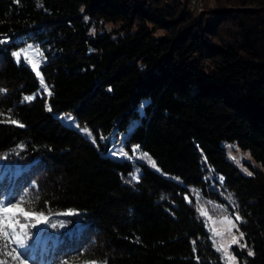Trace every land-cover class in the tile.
I'll return each mask as SVG.
<instances>
[{"label": "trees", "instance_id": "16d2710c", "mask_svg": "<svg viewBox=\"0 0 264 264\" xmlns=\"http://www.w3.org/2000/svg\"><path fill=\"white\" fill-rule=\"evenodd\" d=\"M216 4L196 15L186 0H0V201L81 218L48 250L58 264H228L203 199L241 217L238 264H264V0ZM27 41L47 56L41 75L13 56ZM112 128H130L127 148L155 165L111 155L100 134ZM228 144L257 164L243 170ZM36 234L0 262L48 260Z\"/></svg>", "mask_w": 264, "mask_h": 264}, {"label": "rangeland", "instance_id": "374dc122", "mask_svg": "<svg viewBox=\"0 0 264 264\" xmlns=\"http://www.w3.org/2000/svg\"><path fill=\"white\" fill-rule=\"evenodd\" d=\"M168 1L172 3L174 2V0H168ZM186 1L190 12H193L196 15L202 12L203 13L212 12L217 7L216 0H186ZM212 15H213L212 13L209 14L210 17ZM118 26L119 24H114L110 22L104 23V27L108 29ZM159 32H163V31L159 30ZM29 45H31L33 49H38L39 52L42 53V56L38 55L37 52L30 50L28 48ZM21 49L29 50V56L31 57L32 61L37 62L38 64L37 69H34V71L36 73L39 72V75H41L40 66L47 59V56L42 46L39 43L27 41L14 52L19 51ZM22 59L29 62L27 59L23 57V55L21 56V59L19 61H21ZM29 64L32 67V63L29 62ZM45 90L48 91L47 87ZM35 95L36 92L30 94V96H35ZM62 118L68 123H72L73 125L79 127L84 134L88 135L92 140L96 141L95 135L92 133V131L89 130V128L86 126L79 125L77 118L74 116L73 113H71L70 111L64 112L62 114ZM129 130L130 128H128L127 131L125 130L118 131L116 130V128H112V130L108 132H102L100 134V138L104 142H108L110 149L109 153L111 155L120 158H127L133 161L146 162L147 164L154 166L155 165V163H153L154 160L148 154H146L140 147H137V145H133L131 149L127 148V146L125 145V140L129 134ZM227 148H228L229 156L234 161H236L239 164V166L243 168V170L245 171L249 170L248 163L257 164L253 160L249 151L242 149L236 144H228ZM225 196L227 197V199H229L232 202L233 199L231 198V196H229V194H226ZM200 203H201V212L206 211L208 214L207 216L203 214L202 215L206 219V223L209 227V230L213 236V239L217 247L219 248V246L223 244L225 247L228 248V252L230 253V255L236 258L231 248L233 245L231 243L233 236L238 238L239 240L238 244L240 245L243 244L242 238H240V233L242 231L239 229L237 220L235 219V216L238 214V212L231 211L227 205L217 203L212 199H203L202 201H200ZM13 205H19L20 207L23 206L19 202H14L5 206L0 204V221H4V224L0 225V227H2L3 230L7 231L8 233V236L5 237L3 235V231H0V248L3 250L6 256H23L21 253V248L26 244L25 242L27 236H29L31 232H36L37 233L36 237H39L41 236V234H43L42 232L43 228L48 227L49 231L43 234L44 237L42 240L41 247L42 250L44 251V254H46V256H50V258H48V260L44 259V264H58L56 259L51 254L50 255L47 254L49 248H53L62 240V234L64 232L65 233L68 232L73 227H76L77 231L79 232L84 227V223L82 222L81 218L75 216L64 217L56 221H48L41 213L38 212H29V213H36L37 215H42V218L39 220L37 219L36 216L25 217L19 213L14 214L3 211V208L5 207L11 208ZM225 217L230 218L232 222L236 225V227H232V225L228 223V220H226ZM21 225H23L24 227L21 228ZM229 228H231L230 232L228 231ZM213 229L220 232L221 235H215ZM16 236H20L24 239L23 246L18 245L16 243V239H15ZM220 251L224 256L225 261L228 264H232V262L228 260V257L224 255L223 249H221ZM10 252L12 255H9ZM92 261H96V260H76L71 262L70 264H91ZM96 262L97 264H101L98 261ZM235 264H238L237 258L235 260Z\"/></svg>", "mask_w": 264, "mask_h": 264}, {"label": "snow or ice", "instance_id": "6c2138e0", "mask_svg": "<svg viewBox=\"0 0 264 264\" xmlns=\"http://www.w3.org/2000/svg\"><path fill=\"white\" fill-rule=\"evenodd\" d=\"M0 42H2V41H0ZM28 48H29L30 50H32V51L37 52L38 55H41V56H42V53H40L38 49H33L31 45H29ZM22 55H23V57H24L25 59H27L30 63H32V67H33V69H37L38 64H37V62H33V61H32L31 57L29 56V50L21 49V50L16 51V52L13 53V56L17 59V61H19V60L21 59V56H22ZM37 74L39 75V72H37ZM40 82L43 84V79H41ZM0 91H4V90H3V89H0ZM33 98H34L33 96H27V97H25V100H29V101H30V100H32ZM9 122H10V123H13V124H18V123H19V122L16 121V120H10ZM21 126H22V125H21ZM137 147H139V146H137ZM145 155H146V154H145ZM153 163H154V162H153ZM4 203H9V204H10L11 202H10V201H0V204H4ZM3 211H4V212H9V213H14V214H15V213H20V214H22V215L25 216V217L36 216L38 220L42 218V215H37L36 213H29V212L25 211L24 208L20 207L19 205H13L11 208H7V207H5V208H3ZM202 214L205 215V216L208 215L206 211H203ZM225 219L228 220V223H229L230 225H232V227H236V225L232 222V220H231L230 218L225 217ZM235 219H236L237 221H239V220L241 219V217H239V215L237 214V215L235 216ZM3 224H4V221H0V225H3ZM23 227H24V226L21 225V228H23ZM0 231H3V235H4L5 237L8 236L7 231H4L2 227H0ZM228 231L230 232V231H231V228H229ZM213 232H214L215 235H221V233L218 232V231H216L215 229H213ZM243 236H244V234L241 232V233H240V238H243ZM15 239H16V243H17L18 245L23 246V244H24V239H23L22 237H20V236H16ZM231 243H232V244H238V243H239L238 238L235 237V236H233ZM240 246H241V247H247V245H240ZM221 249H223L224 255H225L226 257H228V260L231 261L232 264H235V260H236V258H235L234 256L230 255V253L228 252V248L225 247L223 244H221V245L219 246V248H218V251L221 250ZM9 255H11V253H9ZM248 255H249V256H252V255H254V252H253L251 249H249V250H248ZM0 264H3V262H0ZM91 264H97V262H96V261H92Z\"/></svg>", "mask_w": 264, "mask_h": 264}]
</instances>
